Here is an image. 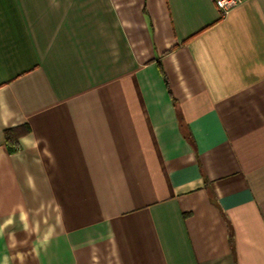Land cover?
<instances>
[{
  "label": "crops",
  "instance_id": "1",
  "mask_svg": "<svg viewBox=\"0 0 264 264\" xmlns=\"http://www.w3.org/2000/svg\"><path fill=\"white\" fill-rule=\"evenodd\" d=\"M213 2L0 0V264H264V0Z\"/></svg>",
  "mask_w": 264,
  "mask_h": 264
},
{
  "label": "trees",
  "instance_id": "2",
  "mask_svg": "<svg viewBox=\"0 0 264 264\" xmlns=\"http://www.w3.org/2000/svg\"><path fill=\"white\" fill-rule=\"evenodd\" d=\"M28 128L27 125H22L4 131V142L8 154H14L19 151V140L29 133Z\"/></svg>",
  "mask_w": 264,
  "mask_h": 264
},
{
  "label": "built area",
  "instance_id": "3",
  "mask_svg": "<svg viewBox=\"0 0 264 264\" xmlns=\"http://www.w3.org/2000/svg\"><path fill=\"white\" fill-rule=\"evenodd\" d=\"M241 1L242 0H214L213 3H215L216 7L223 15H225L226 13H229L231 9L239 5Z\"/></svg>",
  "mask_w": 264,
  "mask_h": 264
}]
</instances>
